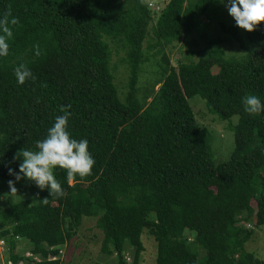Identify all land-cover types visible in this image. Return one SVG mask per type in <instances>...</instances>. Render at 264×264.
I'll use <instances>...</instances> for the list:
<instances>
[{"label": "trees", "instance_id": "1", "mask_svg": "<svg viewBox=\"0 0 264 264\" xmlns=\"http://www.w3.org/2000/svg\"><path fill=\"white\" fill-rule=\"evenodd\" d=\"M216 1L169 0L156 12L146 0H0V19L12 30L0 57V179L14 178L8 168L17 169L18 150L35 151L62 107L71 113L70 136L87 139L95 160L71 185L65 169H53L63 195L47 189L15 203L6 197V262L82 264L61 251L83 219L95 217L101 252L115 255L116 264H142L145 233L156 264H264L246 249L264 229V111L249 114L241 103L248 94L264 103V22L245 30L246 38L221 22L241 54L225 55L219 39L176 66L165 52L203 31ZM19 63L34 79L16 82ZM146 66L153 70L142 86ZM194 96L222 119L238 116L227 160L215 162ZM22 242L32 256L20 252Z\"/></svg>", "mask_w": 264, "mask_h": 264}, {"label": "rangeland", "instance_id": "2", "mask_svg": "<svg viewBox=\"0 0 264 264\" xmlns=\"http://www.w3.org/2000/svg\"><path fill=\"white\" fill-rule=\"evenodd\" d=\"M149 3V7L159 12L165 3L169 0H146ZM210 11V12H209ZM209 16H203L202 20L208 22V25L200 33H194L189 36H183L178 42L165 48V52L169 57L172 65L176 66L178 60L181 58L189 60H197L200 51L204 48H210L215 41H219L220 47H222L225 55L241 54L243 49L241 48L240 41L233 38L229 32L224 31L221 27V22H224L227 26H235L239 31L241 37H245V30L235 25L233 18L228 14L224 5L220 4L218 0L209 9ZM242 38V39H243ZM246 38V37H245ZM112 47V45H111ZM194 52V54H192ZM192 54V56L190 55ZM158 56L157 58H161ZM120 55H116L113 52V61L119 60ZM146 74L142 76L140 85H150L148 81L150 78L149 72L153 70L152 66L145 67ZM148 78L146 79L145 77ZM118 86L123 87L126 81V74L123 73L122 67L116 71ZM159 84L156 86V89ZM151 100V98H148ZM190 103L195 110L196 117L201 126L206 127L208 130L209 141L212 146L213 157L215 162H220L230 158L234 149V134L235 125L238 122V116L222 119L217 113L211 110L206 101L200 96H194L190 99ZM14 180V178H12ZM0 179V185L3 187V192H0V206H6V197L12 199V201L18 202L23 199L31 198L39 193L47 190L45 188L38 187L33 181L20 180L14 181L16 187V193H9L8 181ZM97 218L86 217L83 219L80 228L73 239L68 242L67 246H64L60 257L66 261L79 262L82 264H93L94 262H102L105 264H116L115 255L106 256L101 252V244L103 239V233L97 226ZM252 225V224H251ZM253 226V225H252ZM144 242L146 245V251L143 253L142 264H156L155 258V246L152 237L148 234H144ZM30 245L26 242L20 243V252H29ZM5 246L0 242V262L2 264L5 258ZM246 249L253 251L257 256L264 257V229H256L255 236L247 242ZM31 254L28 253V256ZM127 261H130L128 256Z\"/></svg>", "mask_w": 264, "mask_h": 264}, {"label": "clouds", "instance_id": "3", "mask_svg": "<svg viewBox=\"0 0 264 264\" xmlns=\"http://www.w3.org/2000/svg\"><path fill=\"white\" fill-rule=\"evenodd\" d=\"M218 2L224 5L239 28L251 32L264 22V0H218ZM11 23H16L15 18ZM11 37L12 30L4 20L0 19V57L8 54V40ZM33 47L35 55H40L38 47L36 45ZM13 72L18 84H23L26 79H34L31 70L24 63L14 67ZM241 103L244 111L249 114L264 111V103L255 94L241 97ZM61 110L63 115L54 118L52 125L47 128L46 136L42 140L35 141V151L21 148L14 156V159L20 160V163L16 170L8 168L9 175L14 177V180L7 181L9 193L17 191L14 181L24 179L33 181L42 189L47 186L50 195L55 192L59 196L63 195V191L60 183L54 178L55 167L66 170V180L69 185L72 184L74 175L83 177L90 173L95 160L88 150V140L85 138L77 140L70 136L67 121L71 113L64 107ZM41 201L46 203L47 198Z\"/></svg>", "mask_w": 264, "mask_h": 264}, {"label": "built area", "instance_id": "4", "mask_svg": "<svg viewBox=\"0 0 264 264\" xmlns=\"http://www.w3.org/2000/svg\"><path fill=\"white\" fill-rule=\"evenodd\" d=\"M0 242H1V244H4V241L0 238ZM28 253H30V252H28ZM28 253L26 254L27 256H28ZM31 254V253H30ZM30 256H32V254L30 255ZM36 258V257H35ZM37 259V258H36ZM3 261V263L4 264H10L11 262L10 261H5V258H4V260H2ZM0 264H2L1 262H0Z\"/></svg>", "mask_w": 264, "mask_h": 264}]
</instances>
